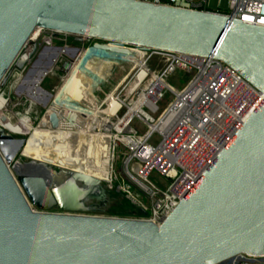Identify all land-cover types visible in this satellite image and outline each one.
Wrapping results in <instances>:
<instances>
[{
  "label": "water",
  "instance_id": "obj_1",
  "mask_svg": "<svg viewBox=\"0 0 264 264\" xmlns=\"http://www.w3.org/2000/svg\"><path fill=\"white\" fill-rule=\"evenodd\" d=\"M240 22L132 0H0V86L43 29L217 59L264 95V28ZM25 142L0 128V264H222L264 255V99L159 227L89 215L100 212L88 203L104 190L88 175L30 161L14 177L9 167Z\"/></svg>",
  "mask_w": 264,
  "mask_h": 264
},
{
  "label": "built area",
  "instance_id": "obj_2",
  "mask_svg": "<svg viewBox=\"0 0 264 264\" xmlns=\"http://www.w3.org/2000/svg\"><path fill=\"white\" fill-rule=\"evenodd\" d=\"M132 1L219 16L264 28V0H228L227 12L211 10L210 0ZM117 45L126 51L142 52L144 72L153 55L161 59L164 68L143 88L137 78L128 84L124 82L119 90L124 86L125 94L114 97L125 114L115 117L119 132L115 133L117 139L113 144L111 177L105 185L107 190L122 193L134 203L137 214L130 220L159 227L264 95L217 59ZM134 71L142 73L140 69ZM176 72L182 74L185 82L181 89H174L167 83ZM165 95L168 102L164 100ZM136 106L138 110L128 117ZM120 148H124L125 155H121L123 159L117 168L115 161L120 156ZM114 164L117 174L113 172ZM152 175L161 179V183H152L149 180ZM113 184L120 185L116 188ZM222 264H264V255L240 254Z\"/></svg>",
  "mask_w": 264,
  "mask_h": 264
},
{
  "label": "rangeland",
  "instance_id": "obj_3",
  "mask_svg": "<svg viewBox=\"0 0 264 264\" xmlns=\"http://www.w3.org/2000/svg\"><path fill=\"white\" fill-rule=\"evenodd\" d=\"M209 5L211 10H218L220 12L228 11V0H210ZM26 47L20 53L18 61L14 63L0 86V96H3L7 101V103H5V100L0 97V118L5 123L8 130H10V132L6 130H4V132L10 134L13 138H24L32 142L34 146H39L40 142L43 140V136L34 135V132L36 130H44L43 133L47 136L46 140L49 147H62L63 150L72 151L76 156L86 154V144L91 141L93 143L94 153L100 159L106 156V146L111 144L112 139L102 134H117L119 128L115 117L121 118L125 114V110H120L118 108V103L114 101V97H118L120 94L123 96L125 94L124 86L117 91L123 83L114 91L116 94L114 92L112 93V96L106 102L105 108H103L105 110L103 113L105 114L104 118L105 120L107 119L106 121L108 123L105 122L101 125V114L98 113L88 124V132L86 134L78 130L83 126L84 115L94 111L98 106L96 100L99 99V97H104V90L114 87L116 80L125 76L129 69V66L125 65L130 63V61L127 60L123 65H121L120 61L114 62V67L110 68V71L108 70V75L104 79L98 76H92L90 78L92 82L89 83L88 86L94 89V97L90 93L82 95L79 98V103L74 105L64 116L61 125H57L54 129L48 130L49 125L44 121V115L51 109V102L53 99L66 91L73 83L71 78L72 72L81 66L82 57L85 52L88 50H96L101 55L105 56L102 51L106 49L116 48L122 51L125 49L119 48L117 44L110 42L96 40L77 42L72 36L43 29H40L38 38L35 41L29 42ZM28 48H30V57L28 61L18 69V62ZM131 51L138 53L141 59L136 66H131L130 74L125 82L128 84V81L130 82L134 78H137V82H140V86L143 88L144 85L149 83L152 76L162 71L164 64L158 56L153 55L151 59L148 60L147 71L144 72L142 52L137 49H131ZM134 69H140L142 73L140 74L138 71H134ZM45 73L47 74L43 77L42 75ZM85 78L86 77H83V80H85ZM181 78L182 74L176 72L172 77L167 79V83L174 89H181L185 84ZM38 81L41 83L36 84ZM168 99V96L165 95L164 100L168 102ZM164 104L165 102L161 104L160 109L164 107ZM5 105L6 111L2 112L5 110ZM19 117L20 123L25 124L27 127L24 131L19 129ZM128 117H131V115L129 114ZM100 125L103 128L99 127ZM29 148L30 146L26 145V148L23 149L15 159L14 164L20 162L21 165L25 166L30 163L26 156V149L29 150ZM124 153V148H120V156L115 161L117 168L123 159L121 155ZM109 156H111V153ZM114 157L116 158V154ZM109 162H111L110 158ZM12 166L13 165L9 167V171L15 177ZM116 166L115 164L113 165V172L117 174ZM52 168L56 171L58 170V168ZM149 180L156 185L160 184L162 181L155 175H152ZM118 185L120 184H113L116 188ZM102 188L105 192L106 202L100 212L91 213L89 215L126 220L136 217L137 209L129 198L122 193H116L114 190H107L105 184H102Z\"/></svg>",
  "mask_w": 264,
  "mask_h": 264
},
{
  "label": "bare ground",
  "instance_id": "obj_4",
  "mask_svg": "<svg viewBox=\"0 0 264 264\" xmlns=\"http://www.w3.org/2000/svg\"><path fill=\"white\" fill-rule=\"evenodd\" d=\"M39 32H40V29H36L31 35L29 42L35 41L39 36ZM102 52L105 56L101 55L96 50H88L87 52H85V54L82 57L81 66L72 72L71 78H72L73 83L70 85V87L66 91L62 92L61 94H59L57 97L53 99V101L51 102V109L48 112H46L44 115V121L49 125L48 130L52 128L54 129V127L50 125V122H49L50 119L56 118V120L58 121V125H61L62 123L61 121L64 118V116L68 113V111L74 105H77L79 103V98L82 95L86 93H90L94 97L95 95L94 89L88 86V84L92 82V80H90L92 76L93 77L98 76L99 78L104 79L108 75L110 68L114 67V62L120 61L121 65H123L128 60L130 61V63L125 65V66H129L128 72H126L125 76L116 80L114 87L104 90L105 91L104 97L103 98L99 97V99L96 100L98 103V106L94 109V111H92L90 114L84 115L85 117L83 118V126H81V129L78 131L83 134H86L88 132L87 131L88 124L91 122L94 116L97 115L98 113L101 114V118H100L101 125L107 122L106 121L107 119L105 120L104 118L105 114H103L105 112L103 108H105L107 100L112 96V93L119 86H121L122 83L125 82V80L130 74V70L132 68L131 66H134V65L136 66L139 63L141 57L135 51H131V50L122 51L116 48L106 49ZM29 54H30V48H28V50L21 57L19 62L22 64L26 63L29 59ZM46 74L47 73H45L42 76L45 77ZM83 77H86L85 80H83ZM39 83L41 82L38 81L36 84H39ZM118 90L119 88L117 89V91ZM0 97L3 98V96H0ZM5 103H7L6 100H5ZM6 105L4 106L5 110L2 112L6 111ZM135 110H138L137 106L132 109L130 115H132V113H134ZM19 120H20V117L18 121ZM18 125L21 131H24L27 128L26 125L23 123H20V121ZM101 125L99 127H102ZM0 128L10 132V130H8V128L6 127L5 123L1 120V118H0ZM43 132L44 130H36L34 132V135L43 136V140L42 142H40L39 146H34L33 143L28 140H26L25 142L23 149L26 148V145L30 146L29 150L26 149L27 151L26 156L29 161H32L37 164L52 166V167H55V168H58V169H61L67 172L82 173L96 180H99L100 182H102V184L109 183V180L111 177L110 173H111L112 160H113L112 145L117 139L116 135H111V134H106V133L102 134V135L111 137L112 142L111 144H109V146L108 145L106 146V152H107L106 156L102 157L103 159L102 158L100 159L94 153L93 143L91 141H89L86 144V149H87L86 154L76 156L74 155L72 151L63 150L62 147H57V148L49 147L47 140H46L47 136ZM108 147H109V150H108ZM110 153H111V156H109ZM109 158L111 159V162H109ZM13 171L14 172H24L25 167L21 165L20 162H17L13 165Z\"/></svg>",
  "mask_w": 264,
  "mask_h": 264
},
{
  "label": "flooded vegetation",
  "instance_id": "obj_5",
  "mask_svg": "<svg viewBox=\"0 0 264 264\" xmlns=\"http://www.w3.org/2000/svg\"><path fill=\"white\" fill-rule=\"evenodd\" d=\"M108 150H109V147H108ZM103 194H104V197H103L101 200L98 201V200H96V199H92V200L89 201L88 204L93 205V206L95 207L96 210L101 211L103 205H104L105 202H106V201H105V199H106V197H105V192H103ZM50 212H51V213H59L60 211H59L57 208H53L52 210H50Z\"/></svg>",
  "mask_w": 264,
  "mask_h": 264
}]
</instances>
